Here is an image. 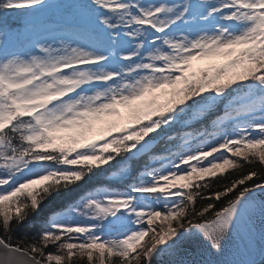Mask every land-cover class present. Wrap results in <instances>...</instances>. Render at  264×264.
Segmentation results:
<instances>
[{
    "label": "snow or ice",
    "instance_id": "snow-or-ice-1",
    "mask_svg": "<svg viewBox=\"0 0 264 264\" xmlns=\"http://www.w3.org/2000/svg\"><path fill=\"white\" fill-rule=\"evenodd\" d=\"M13 37L26 46L7 50ZM221 104L131 177L154 137ZM94 125L107 136L87 140ZM105 165L122 190L87 187ZM73 188L67 207H42ZM85 259L264 264V0H0V264Z\"/></svg>",
    "mask_w": 264,
    "mask_h": 264
},
{
    "label": "trees",
    "instance_id": "trees-1",
    "mask_svg": "<svg viewBox=\"0 0 264 264\" xmlns=\"http://www.w3.org/2000/svg\"><path fill=\"white\" fill-rule=\"evenodd\" d=\"M59 24V23H58ZM63 25V24H61ZM205 60V61H203ZM200 60V62L196 63V68H201V67H205L207 66L208 63L207 60L208 59H203ZM149 98L146 97L145 99ZM171 100L169 98L168 95H163V96H157V102L158 103H164L165 101H169ZM223 109V104H221L219 107L214 108L213 111L211 112L210 115H208L207 117H205L202 121L200 122H196V123H191L192 126L189 127H185L182 128L179 123L174 125L171 129L168 130L167 134H160V141L156 147V149L152 152L153 155L152 156H160L163 154V150L166 147H171V144L169 143V138L170 137H175V136H179L182 135L185 132L188 131H202L203 127L205 125H207L216 115H218ZM127 112V110H126ZM125 112V113H126ZM113 119H117L119 120V118L114 117ZM123 123H128V124H132L134 126V122L130 119H126L125 121H123ZM97 134L99 135H105L107 136V133H101L100 131H97ZM112 134L115 135V131H112ZM152 135V134H150ZM82 142V141H81ZM178 140L172 141V143H178ZM151 164L150 161V155H144L140 158L137 159H132L128 161V165H129V172L131 174V177L135 178L137 177L140 172L142 170H144V166L145 164ZM154 166V165H152ZM106 171L104 172H100L97 173L95 176L91 177L87 182L86 185L88 188H93V187H97V186H101V185H107L110 186L113 189H121L122 190V184L124 183L123 181L120 182V180L118 178H110L115 165L113 166V168H108L107 165L103 166ZM248 170H250L247 166L242 170V172L246 173ZM238 175V173H232V175L229 176V180L235 178ZM182 181H179V183H181ZM218 184L221 183H225V181H218ZM83 187V186H82ZM213 187L215 188L216 185H213ZM83 193L81 192L80 189L77 188H73L71 191L69 192H61L59 195H56L52 198H50L42 207L47 210V209H53V210H59V208H63V207H67L69 204H71L72 202H74L75 200L79 199V197L82 195ZM207 202H211V201H200L198 200L196 203V208L197 210L200 209L201 205L203 203H207ZM58 206V207H56ZM221 206V203H217L216 207L219 208ZM38 223L37 225L34 227L31 223L29 225H26L24 228H21L19 231H16L13 233V240H19L24 238L25 236L31 237L33 235H36L38 232ZM158 225H160V221H155V227L156 229L158 228ZM46 251L49 252H55V247L54 246H49ZM77 264H87V260L85 259L84 261H80L77 262Z\"/></svg>",
    "mask_w": 264,
    "mask_h": 264
},
{
    "label": "rangeland",
    "instance_id": "rangeland-1",
    "mask_svg": "<svg viewBox=\"0 0 264 264\" xmlns=\"http://www.w3.org/2000/svg\"><path fill=\"white\" fill-rule=\"evenodd\" d=\"M55 14H56V16H57V18H56V20H57V22L61 25V24H63V25H68V24H72V23H74L75 22V19L74 18H71V17H65L62 13H60L59 11H57V10H55ZM44 35H55V31L54 32H45V33H43ZM23 44H22V43ZM19 43H20V45H19ZM24 46H26V44H25V42L22 40V39H17V38H15V37H13V38H11V39H9V41H8V43L6 44V49L7 50H9V51H11V50H15V49H17V48H21V47H24ZM216 58H218V59H216ZM224 59V57H213V58H210V61H207L208 63H219L220 61H222ZM202 60V59H201ZM195 60H193L192 61V63L194 62ZM197 61H199V60H196V62ZM206 62V61H205ZM159 91H161V90H157V92H159ZM167 95V94H166ZM169 96V98H172L170 95H168ZM124 108L123 107H121L120 108V111L122 112V110H123ZM112 118V117H111ZM97 131H99V125H94V127H93V130L91 131V132H89L88 134H87V140H93V139H97L98 138V135L99 134H97ZM82 142H86V141H82ZM158 218V217H157ZM156 218V219H157ZM159 231V225H158V228H157V232ZM145 241H146V243H147V245L148 246H150L151 245V243H152V240H151V238H149V237H146L145 238ZM47 252H49V251H47ZM133 264H135V262H133Z\"/></svg>",
    "mask_w": 264,
    "mask_h": 264
},
{
    "label": "water",
    "instance_id": "water-1",
    "mask_svg": "<svg viewBox=\"0 0 264 264\" xmlns=\"http://www.w3.org/2000/svg\"><path fill=\"white\" fill-rule=\"evenodd\" d=\"M152 144H153V142H152ZM164 260H166V257L164 258ZM153 264H163V260H154L153 261Z\"/></svg>",
    "mask_w": 264,
    "mask_h": 264
}]
</instances>
